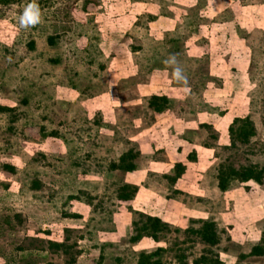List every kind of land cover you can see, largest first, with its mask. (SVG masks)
Here are the masks:
<instances>
[{"label": "rangeland", "instance_id": "1", "mask_svg": "<svg viewBox=\"0 0 264 264\" xmlns=\"http://www.w3.org/2000/svg\"><path fill=\"white\" fill-rule=\"evenodd\" d=\"M28 2L0 8V264H137L159 248L161 264H192L202 221L223 264H264L249 256L264 179L217 181L221 165L264 170V0H36L21 27ZM236 119L256 135L231 147ZM129 151L133 172L110 170ZM142 215L169 231L133 243Z\"/></svg>", "mask_w": 264, "mask_h": 264}, {"label": "trees", "instance_id": "2", "mask_svg": "<svg viewBox=\"0 0 264 264\" xmlns=\"http://www.w3.org/2000/svg\"><path fill=\"white\" fill-rule=\"evenodd\" d=\"M14 1L20 0H0V8L8 6ZM148 105L154 112L161 113L167 105V99L165 97L152 96ZM255 135V128L249 119H236L233 125L229 128V141L231 147H235L237 144L245 145ZM135 158L136 154L129 151L123 154L117 163L111 164L110 170L126 173L133 172L135 169L133 163ZM4 170L10 173H13L14 171L12 167L7 165L4 166ZM183 172L184 167L177 164L174 169V176L166 178L171 184H174L181 177ZM263 179L264 170L251 165L238 168L221 165L217 174L218 188L221 191H225L231 181H237L239 183L254 182L256 184H261ZM135 193V188L125 185L119 189L117 199L119 201L127 202L132 200ZM133 227L134 235L131 238L133 243L139 242L144 238L157 242L161 234L169 231L168 226L159 218L143 215L140 216L138 221L133 223ZM187 232L198 238V240L206 247L202 255L193 260L192 264H223L219 256L213 252V248H215L220 242L217 227L214 222L202 221L197 229H189ZM53 246L60 248L59 245ZM163 251V249L159 248L150 254L142 253L139 256L137 264H161L159 256ZM249 256H264V246H254L250 250Z\"/></svg>", "mask_w": 264, "mask_h": 264}, {"label": "clouds", "instance_id": "3", "mask_svg": "<svg viewBox=\"0 0 264 264\" xmlns=\"http://www.w3.org/2000/svg\"><path fill=\"white\" fill-rule=\"evenodd\" d=\"M40 9L36 0H29L19 16V23L21 27H29L35 25L40 20ZM165 63L172 65V77L178 82H185L186 79L183 75L182 69L178 66L175 55L170 56Z\"/></svg>", "mask_w": 264, "mask_h": 264}]
</instances>
